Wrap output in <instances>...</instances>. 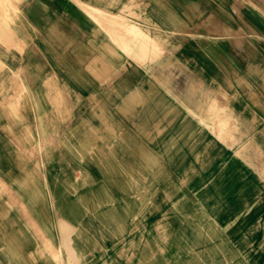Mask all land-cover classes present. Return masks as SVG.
Wrapping results in <instances>:
<instances>
[{
    "label": "rangeland",
    "instance_id": "374dc122",
    "mask_svg": "<svg viewBox=\"0 0 264 264\" xmlns=\"http://www.w3.org/2000/svg\"><path fill=\"white\" fill-rule=\"evenodd\" d=\"M85 1L0 0V264H264L261 246H247L244 237L235 244L229 215L215 212L212 188L198 179V164L208 161L203 151L181 165V129H121L122 119L113 113L104 127V103L97 94L85 95L86 86L78 87L74 118L57 109L60 102L42 69L53 55L42 49L69 29L65 15L87 14L94 24L105 19L111 32L123 25L114 16L117 0L109 6ZM143 2L136 13H148ZM197 134L185 144L198 147ZM11 152V172L17 174L12 181L5 168ZM111 181L126 188L110 189ZM100 186L103 198H114L101 213L126 218L117 228L99 222L90 203ZM55 219L61 220L60 234ZM120 227L122 237L113 236ZM58 237L61 245L54 244Z\"/></svg>",
    "mask_w": 264,
    "mask_h": 264
},
{
    "label": "crops",
    "instance_id": "0c3cea01",
    "mask_svg": "<svg viewBox=\"0 0 264 264\" xmlns=\"http://www.w3.org/2000/svg\"><path fill=\"white\" fill-rule=\"evenodd\" d=\"M141 1L117 0L114 16L124 27L113 33L105 19L102 25L92 23L87 14L65 15L69 29L42 49L53 55L41 65L48 72L45 85L56 94L57 109L65 115L69 110L71 118L76 115L78 87L86 86L85 95L97 99V94L104 103V127H110L106 122L113 113L123 120L118 121L121 129H181V165L195 162L203 151L205 161L209 159L205 164L213 169L198 179L212 184L215 199L227 200L226 206L216 204L215 212L229 215L235 244L244 237L247 246H261L264 263V0H148L143 2L148 13H136ZM110 2L85 1L87 6H109ZM174 5L182 7V12H175ZM191 21L199 24L191 26ZM195 133L198 147L193 149L185 140L193 141ZM13 156L8 153L9 163H5L11 181L17 175L11 172ZM205 164H198V171ZM107 170L101 171L106 175ZM112 182L110 189L126 188L122 182ZM102 193L101 186L94 187L89 199L100 212L97 220L117 228L126 218L101 213L102 205L114 200L111 196L106 200ZM79 199L81 207L85 202ZM60 221L53 222L59 234ZM122 230L111 234L120 238ZM60 240L54 244L61 245Z\"/></svg>",
    "mask_w": 264,
    "mask_h": 264
},
{
    "label": "bare ground",
    "instance_id": "6f19581e",
    "mask_svg": "<svg viewBox=\"0 0 264 264\" xmlns=\"http://www.w3.org/2000/svg\"><path fill=\"white\" fill-rule=\"evenodd\" d=\"M131 4V3H130ZM83 6V5H82ZM93 11V10H92ZM105 12V11H104ZM111 17V16H110ZM114 17V16H113ZM103 20V19H102ZM100 21V20H99ZM116 21V20H115ZM113 22V21H112ZM129 23V22H128ZM105 24V23H104ZM116 24H118V23H116ZM102 25H103V23H102ZM120 25V24H119ZM128 25V24H127ZM130 25V24H129ZM123 26V25H122ZM106 27V26H105ZM104 27V28H105ZM118 27H120V26H118ZM129 27V26H128ZM134 27V26H133ZM133 27H131L132 28V30H133ZM140 28V27H139ZM118 30V28L117 29H115V31H117ZM125 30V29H124ZM114 31V32H115ZM136 31H138V30H136ZM113 33V32H112ZM120 33V32H119ZM118 33V34H119ZM124 34V33H123ZM114 35V34H113ZM137 35V34H136ZM145 35V34H144ZM148 35V34H147ZM116 37V36H115ZM125 38H126V35H125ZM150 38V37H149ZM124 39V38H123ZM124 44V43H123ZM161 44V43H160ZM124 47V46H123ZM152 47V46H151ZM154 47V46H153ZM153 47H152V49H153ZM125 48V47H124ZM154 50H156V49H154ZM153 50V51H154ZM158 50H159V48H158ZM165 51H167V50H165ZM144 52V51H143ZM147 56V55H146ZM135 61V60H134ZM216 100V99H215ZM225 102V101H224ZM211 103V102H210ZM216 108V107H215ZM222 111V110H221ZM222 113H223V111H222ZM211 114H213V113H211ZM228 116V115H227ZM231 117V116H230ZM225 120V119H224ZM234 120V119H233ZM223 121V120H222ZM229 121V120H228ZM235 122V121H234ZM228 123V122H227ZM230 123V122H229ZM221 124V123H220ZM207 125V124H206ZM231 125V124H230ZM235 125V124H234ZM226 127V126H225ZM236 127V126H235ZM224 129V128H223ZM210 131H211V129H210ZM226 131H229V130H226ZM231 131H233V130H231ZM212 132V131H211ZM231 133V132H230ZM216 135V134H215ZM233 135V134H232ZM49 138V137H48ZM222 138V137H221ZM233 138V137H232ZM222 140H224V139H222ZM225 140H227V139H225ZM230 140V139H229ZM254 147V146H253ZM199 149H201V148H199ZM261 150V149H260ZM201 151V150H200ZM199 151V152H200ZM258 154V153H257ZM30 156V155H29ZM200 157V156H199ZM210 157V156H209ZM264 159V158H263ZM198 160V159H197ZM209 160V159H208ZM212 161V160H211ZM257 162H259V161H257ZM261 162V161H260ZM261 165V164H260ZM261 167H263V166H261ZM258 168V167H257ZM208 169H210V165H205V167L203 168V167H201V170L198 172V175H200L202 172L204 173V172H206ZM182 170H183V167H182ZM263 170V169H262ZM259 171H260V169H259ZM211 172V171H210ZM210 172H208V173H210ZM261 173H263V172H261ZM208 184V183H207ZM109 188H110V186H109ZM207 188H209V189H211L212 188V184H211V186H210V184H208V187ZM208 191H210V190H208ZM212 193V192H211ZM213 194V193H212ZM193 199V201H196V199L195 198H192ZM220 202L222 203V204H220ZM225 202H227V200L226 199H224V198H218L217 199V205H221V206H226L225 204ZM205 212V211H204ZM205 215H206V212H205ZM241 218V220L242 221H245V217H243V216H240ZM29 219V218H28ZM211 224H213L211 221H209ZM37 225V224H36ZM212 229V227L210 226V230ZM34 230V229H33ZM214 230V229H213ZM213 230H211L210 231V234H213V235H216V231H213ZM42 233V232H41ZM41 238V237H40ZM50 242V241H49ZM60 242H61V240H60ZM50 250V249H49ZM49 252V251H48ZM55 252V251H54ZM57 252V251H56ZM71 252H73L72 250H71ZM234 254H237V252L236 253H234ZM58 255V254H57ZM76 255V254H75ZM53 257V256H52ZM74 259V257L72 258V260ZM76 259V258H75ZM235 259H237V257H235ZM58 260V259H57ZM62 264V263H61Z\"/></svg>",
    "mask_w": 264,
    "mask_h": 264
}]
</instances>
